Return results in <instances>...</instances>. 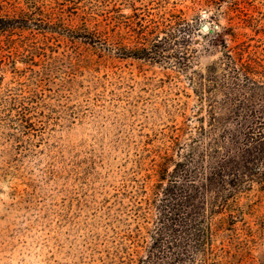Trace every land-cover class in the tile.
Listing matches in <instances>:
<instances>
[{
  "label": "rangeland",
  "instance_id": "obj_1",
  "mask_svg": "<svg viewBox=\"0 0 264 264\" xmlns=\"http://www.w3.org/2000/svg\"><path fill=\"white\" fill-rule=\"evenodd\" d=\"M0 17V264H137L156 165L199 124L195 73L225 46L264 55V0H0ZM202 235L186 264H264V181Z\"/></svg>",
  "mask_w": 264,
  "mask_h": 264
},
{
  "label": "trees",
  "instance_id": "obj_2",
  "mask_svg": "<svg viewBox=\"0 0 264 264\" xmlns=\"http://www.w3.org/2000/svg\"><path fill=\"white\" fill-rule=\"evenodd\" d=\"M11 22L0 17V37L13 30ZM173 43V36L158 38L134 55L156 60ZM195 80L199 124L185 142L173 141L177 160L165 156L156 165L154 243L137 264L191 262L190 249L200 252L202 234H212L236 193L264 181V55L225 46L221 60Z\"/></svg>",
  "mask_w": 264,
  "mask_h": 264
},
{
  "label": "water",
  "instance_id": "obj_3",
  "mask_svg": "<svg viewBox=\"0 0 264 264\" xmlns=\"http://www.w3.org/2000/svg\"><path fill=\"white\" fill-rule=\"evenodd\" d=\"M203 31H210V30H209V28L207 26H204L203 27ZM210 32H212V31H210Z\"/></svg>",
  "mask_w": 264,
  "mask_h": 264
}]
</instances>
